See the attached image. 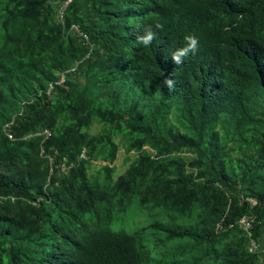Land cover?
<instances>
[{
    "label": "trees",
    "instance_id": "1",
    "mask_svg": "<svg viewBox=\"0 0 264 264\" xmlns=\"http://www.w3.org/2000/svg\"><path fill=\"white\" fill-rule=\"evenodd\" d=\"M64 1L0 0V264H241L239 218L254 216L256 239L264 220V0H70L61 23ZM188 35L198 48L176 64ZM115 138L155 158L101 190L79 155L110 175ZM174 151L194 156L155 172ZM61 163L66 176L49 175ZM134 200L180 214L151 224L170 255L112 227Z\"/></svg>",
    "mask_w": 264,
    "mask_h": 264
},
{
    "label": "rangeland",
    "instance_id": "2",
    "mask_svg": "<svg viewBox=\"0 0 264 264\" xmlns=\"http://www.w3.org/2000/svg\"><path fill=\"white\" fill-rule=\"evenodd\" d=\"M78 81H82L83 77L79 74L76 78ZM102 126L95 120L91 122L89 127L86 129L87 133L90 135H95L101 130ZM117 144V152L115 160L109 167L113 168L110 172V175L107 174L104 165H106V161H102L101 159L91 158L84 154L82 159L84 160V168L88 177V180L92 184L93 187L98 189H107V186L110 187L120 175H123L126 172V169L129 167L132 160L137 157L138 154L150 156L151 158H155L154 150L150 147L144 145L139 151L130 150L126 151V144L119 140V138L114 139ZM194 154L191 152H177L174 151L165 156V158L156 157L158 161L157 166L154 171L159 172L164 170V162L166 158H169L173 165L177 160H181L186 162L193 157ZM49 161H51L49 159ZM186 164V163H184ZM186 170L188 169L187 165H185ZM68 166H64L63 169L59 167L58 171L52 172L49 170V175H54V177L58 179H62L66 176ZM226 195L231 196L230 198L237 199L238 194L233 192L232 190H225ZM176 218L177 220L181 219L180 214L178 212H168V210L160 207L158 205H152L151 203L140 204L137 200H134L128 205L121 209L115 218V223L113 224V228L118 229L123 226L125 229L135 232L138 239L140 241L151 247L156 239H162L165 241V244H161L159 247L160 252L164 255H170V252L174 249L175 242L166 241V235L163 233H157L151 228V224L154 221H161L163 223L168 222L171 219ZM179 218V219H178ZM158 232V231H157ZM232 242L233 246H235V242L239 241L235 234L226 236L222 239L223 244ZM241 252V264H249L245 258L247 253V245L246 242H242L240 245Z\"/></svg>",
    "mask_w": 264,
    "mask_h": 264
},
{
    "label": "built area",
    "instance_id": "3",
    "mask_svg": "<svg viewBox=\"0 0 264 264\" xmlns=\"http://www.w3.org/2000/svg\"><path fill=\"white\" fill-rule=\"evenodd\" d=\"M69 1L70 0L64 1V3L61 6L58 7L57 19L61 23H63L64 10H65V7H66V5H67V3ZM71 29H73L75 31H78V29H77V27L75 25H71ZM74 70H75V68H70V69L60 73L59 74L60 78L57 81H55V83L56 84H62L63 78H64L63 77L64 74L69 72V71H74ZM52 88H53L52 83H50L46 93L49 94L50 91L52 90ZM11 123H12V121L9 122L8 124L4 125V128H7ZM36 134H42L44 136V138H47L48 135H49V131L47 129H44L42 132L36 133ZM8 136L11 137L10 135H8ZM84 154H85V149H82V151H81L79 156L83 157ZM48 158L51 160L50 157H48ZM64 166H66L64 163H61L60 165H58V167H60L61 169H63ZM241 199H244L245 201H247L250 204V207H253V206H255L257 204V200L254 197H251V196L241 195ZM253 222H254V216L253 215L244 214V215H242L239 218L238 226H239L240 229H242L244 231V233L247 236V239H248L247 251L249 253H253V254L258 255V253H259V245H258L257 239L252 236Z\"/></svg>",
    "mask_w": 264,
    "mask_h": 264
},
{
    "label": "clouds",
    "instance_id": "4",
    "mask_svg": "<svg viewBox=\"0 0 264 264\" xmlns=\"http://www.w3.org/2000/svg\"><path fill=\"white\" fill-rule=\"evenodd\" d=\"M156 27L161 28L162 25L157 24ZM154 38H155V33L151 29H148L146 30L143 36L138 37V41L139 43H142L143 45L148 46ZM185 40L187 41L186 46L183 48L177 49V52L172 55V60L176 64H180L182 62V59H181L182 56L183 57L186 56L189 53V51L194 53L198 48V39L196 36L188 35L185 37ZM165 84L169 88L174 87V82L171 79L166 78Z\"/></svg>",
    "mask_w": 264,
    "mask_h": 264
},
{
    "label": "crops",
    "instance_id": "5",
    "mask_svg": "<svg viewBox=\"0 0 264 264\" xmlns=\"http://www.w3.org/2000/svg\"><path fill=\"white\" fill-rule=\"evenodd\" d=\"M259 245L258 263L264 264V220L261 223L260 235L257 238Z\"/></svg>",
    "mask_w": 264,
    "mask_h": 264
}]
</instances>
